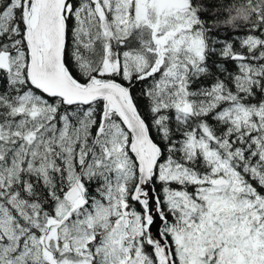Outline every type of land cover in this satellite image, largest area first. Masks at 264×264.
<instances>
[{"label": "snow or ice", "instance_id": "1", "mask_svg": "<svg viewBox=\"0 0 264 264\" xmlns=\"http://www.w3.org/2000/svg\"><path fill=\"white\" fill-rule=\"evenodd\" d=\"M0 264H264V0H0Z\"/></svg>", "mask_w": 264, "mask_h": 264}]
</instances>
